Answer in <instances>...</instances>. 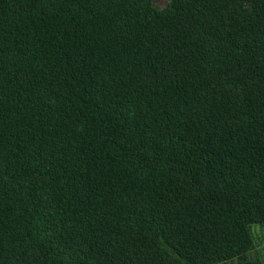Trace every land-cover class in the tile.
Masks as SVG:
<instances>
[{
  "label": "trees",
  "instance_id": "obj_1",
  "mask_svg": "<svg viewBox=\"0 0 264 264\" xmlns=\"http://www.w3.org/2000/svg\"><path fill=\"white\" fill-rule=\"evenodd\" d=\"M264 0H0V264H263Z\"/></svg>",
  "mask_w": 264,
  "mask_h": 264
},
{
  "label": "rangeland",
  "instance_id": "obj_2",
  "mask_svg": "<svg viewBox=\"0 0 264 264\" xmlns=\"http://www.w3.org/2000/svg\"><path fill=\"white\" fill-rule=\"evenodd\" d=\"M170 0H151V3L156 9H165ZM253 236L258 241V247L251 253V255L264 264V230L261 227L253 228Z\"/></svg>",
  "mask_w": 264,
  "mask_h": 264
}]
</instances>
